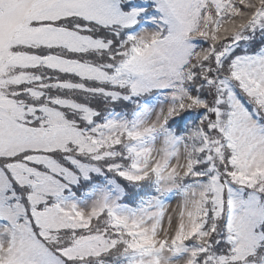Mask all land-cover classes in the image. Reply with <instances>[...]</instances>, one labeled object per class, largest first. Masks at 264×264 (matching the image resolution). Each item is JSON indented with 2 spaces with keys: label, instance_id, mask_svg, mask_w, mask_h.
Segmentation results:
<instances>
[{
  "label": "snow or ice",
  "instance_id": "6c2138e0",
  "mask_svg": "<svg viewBox=\"0 0 264 264\" xmlns=\"http://www.w3.org/2000/svg\"><path fill=\"white\" fill-rule=\"evenodd\" d=\"M0 264H264V0H0Z\"/></svg>",
  "mask_w": 264,
  "mask_h": 264
},
{
  "label": "rangeland",
  "instance_id": "374dc122",
  "mask_svg": "<svg viewBox=\"0 0 264 264\" xmlns=\"http://www.w3.org/2000/svg\"><path fill=\"white\" fill-rule=\"evenodd\" d=\"M173 204H175V202L173 201Z\"/></svg>",
  "mask_w": 264,
  "mask_h": 264
}]
</instances>
